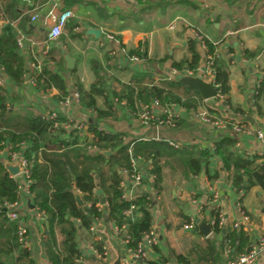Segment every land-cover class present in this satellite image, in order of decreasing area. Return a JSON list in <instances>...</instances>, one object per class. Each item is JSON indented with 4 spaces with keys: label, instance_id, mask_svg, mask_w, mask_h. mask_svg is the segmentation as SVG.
Wrapping results in <instances>:
<instances>
[{
    "label": "crops",
    "instance_id": "crops-1",
    "mask_svg": "<svg viewBox=\"0 0 264 264\" xmlns=\"http://www.w3.org/2000/svg\"><path fill=\"white\" fill-rule=\"evenodd\" d=\"M19 4L22 13L29 15L32 30L29 33L17 30L25 38L22 48L18 50L26 59L27 69L21 83L15 84L8 80L5 89L12 96L7 100L10 109L27 111L34 116H38L45 108L57 109L61 117L82 120L84 131L79 136L86 133L88 140L91 138L87 130L92 124L107 133L120 134L122 142L129 146L139 138L165 141L156 156L161 169L160 188L153 185L154 175H148L151 163H147L145 168L140 166L144 170L141 172L144 176L142 186L138 187L127 179L125 173H121L125 196L132 199L142 190L153 199L151 228L156 234L157 243L156 250L149 249L152 260L165 257L168 258L165 264H178L174 254L186 255L192 264H225L229 259L220 234L211 230L207 236H203L196 224L190 230L183 227L190 217L209 223L212 220V206L207 191L209 184L214 181L209 176L215 172H218L215 182L219 191L218 206L224 217L222 226L232 227V223L240 218V210H243L249 216V223L243 229L252 242L259 235H264V191L261 187L254 185L237 194L224 178L218 156L210 157L205 165L201 164L207 170L205 176L204 171L199 174L190 172L187 157L182 152L185 148L207 147L222 137H233L238 141L237 149L241 154L264 155V92L258 97L254 93L264 76V0H165V3L164 0H148L144 3L137 0H38L32 4L20 0ZM54 4L59 9H72L74 17L69 19L57 39L48 41L42 15ZM34 12L39 13L40 18L31 22L30 15ZM18 20L12 21L11 25L16 26ZM173 21L174 27L170 28L169 24ZM7 23L6 19L0 17V29ZM71 25L74 26L70 29ZM90 27L99 29V37L87 32ZM109 30L127 50L139 48L145 57L131 60L129 55L118 54L113 60L108 55L112 43L104 39L105 32ZM196 35L216 42L214 49L229 66V93L225 96L229 103L217 98L210 99L208 103L211 111L218 116L226 114L228 122L239 123L249 133L236 136L230 125L223 129L201 124L194 116L200 104L194 110L172 104L170 108L178 114V122L173 128L156 123L144 125L132 114L133 111L126 106L123 98L118 102L119 96L112 94L119 93L120 85L127 84L133 76L147 75L155 82L163 80L160 78L171 71L173 61L189 58V39L196 42V49L201 56L199 68H202L206 48ZM45 48L51 52L53 60H44L47 52ZM245 49L259 50V53L247 59L243 57ZM62 50L74 59L75 72L71 70L73 67H67ZM50 60L54 62L51 69L47 67ZM38 62L58 76L45 92L30 82V77L37 72L35 66ZM74 78L85 91L93 85L101 91L94 95L96 109L107 110L110 102L115 104V109L108 115L97 116L94 109L81 106L80 103L62 107L59 100L70 96L74 89ZM224 104L228 109H224ZM257 131L263 133L262 138H257ZM156 137L160 140H156ZM169 140L179 142L180 146H171ZM96 149L94 146L87 147L89 153ZM106 150L110 151L108 155L104 154L106 157L113 153L110 149ZM4 159L7 158L0 151V162ZM93 193L100 196L102 191L95 186ZM75 194L80 197L78 192L74 191ZM30 196L23 199L24 220L28 228V256L27 261H19L18 264H51L42 241L49 222L47 219L46 223H42L32 214L34 205ZM97 205L103 206L104 202ZM95 235L107 246V256L97 259L84 254L86 245L94 239V235L87 228H78L76 241L84 254V264H119L124 259L127 264L130 263L127 249L115 230V223L107 219L106 211L97 220ZM255 264H264V255H260Z\"/></svg>",
    "mask_w": 264,
    "mask_h": 264
},
{
    "label": "trees",
    "instance_id": "trees-1",
    "mask_svg": "<svg viewBox=\"0 0 264 264\" xmlns=\"http://www.w3.org/2000/svg\"><path fill=\"white\" fill-rule=\"evenodd\" d=\"M146 2L148 0H137ZM20 0H0V17L7 20L0 29V65L3 67L8 80L12 83H21L26 74V59L19 53L17 46V30L29 33L32 27L29 25V15L21 11ZM165 3V0H164ZM69 5V3L67 4ZM19 19L16 26L11 22ZM71 25L70 29L72 28ZM206 55L213 53L214 44L204 39ZM189 58L173 61L171 67L179 74L186 71H196L199 67L201 56L196 49V42L192 39L187 41ZM259 50H247L243 57L254 58ZM138 57H145L141 49L127 52ZM52 59L51 52L47 51L45 59ZM61 60L63 58L61 56ZM213 71L216 90L223 96L229 93V66L228 62L220 58H214L210 65ZM72 72H75L73 67ZM33 82L37 89L45 92L51 88L58 78L55 73L42 67L40 72L33 74ZM74 89L79 94V103L86 108L94 109L97 116L108 115L115 109L114 103H108L107 110H98L95 107L94 95L101 93L93 85L85 91L74 78ZM264 92V76L259 82L256 96ZM64 93V92H63ZM118 102L123 98L126 106L136 111L141 104L149 103L157 99L162 108H170L172 104L183 107L186 110H194L202 102L199 93L186 85L181 79H163L153 81L149 76H133L127 84L120 85ZM12 96L5 88L0 87V150L4 147L1 142L9 143L13 151L19 150L21 143H26L23 154L30 162L29 166V192L33 205L44 211L49 222L48 229L44 231L43 244L47 257L51 264H84L81 261L82 252L76 241L78 228H89L96 220L103 217L106 211L107 219L117 226L127 224L130 239L127 247L135 250L137 245L143 242V235L152 227L153 199L148 197L147 192L142 190L132 199L122 197V175L126 173L130 177L134 173L131 166V156L138 159L137 170L143 172L140 166L151 163L148 175L153 174V185L160 188L161 169L156 162V156L165 141L135 139L131 147V155L128 152L129 145L124 144L120 134H110L97 126L89 124L87 133L79 136L77 130H72L65 137L63 129H55L52 123L34 116L27 111H14L7 107V100ZM224 102H228L227 97ZM178 120L175 121V125ZM81 137V139H79ZM236 139L222 137L214 141V149L192 147L183 149L187 157L188 168L192 174H199L207 170L202 165L208 159L218 156L221 168L226 172V181L231 185L234 192L241 193L251 186L258 185L264 191V160L263 156L251 157L239 153L235 147ZM94 146L96 151L89 153L87 147ZM110 149L113 153L106 157L100 152ZM38 152L43 161H38ZM149 159L151 161L149 162ZM202 164V165H201ZM147 172V171H146ZM218 177V172L211 176ZM144 182V179H142ZM98 186L102 194L93 193ZM74 191L80 194L82 204L77 205ZM18 183L4 169L0 162V205L3 202L11 203L18 199ZM101 197L104 205L98 207ZM133 204L139 215L129 219L124 211ZM104 207V210L102 209ZM213 220L212 230L222 236V244L228 253L229 259L245 252L252 242L250 236L243 228H226L218 224L217 212L211 211ZM76 220V222L74 221ZM188 221V220H187ZM195 228V226H194ZM156 250L155 245L152 246ZM28 251L20 247L16 236V224L6 217V211L0 208V264H18L19 261H27ZM178 264H192L186 255L174 254ZM168 258L159 257L158 260L141 259L142 264H165ZM30 262V261H29Z\"/></svg>",
    "mask_w": 264,
    "mask_h": 264
},
{
    "label": "built area",
    "instance_id": "built-area-1",
    "mask_svg": "<svg viewBox=\"0 0 264 264\" xmlns=\"http://www.w3.org/2000/svg\"><path fill=\"white\" fill-rule=\"evenodd\" d=\"M26 3H34L35 1L38 0H24ZM74 17V12L72 9L66 8V9H59V6L54 4L50 8L46 10V12L42 15V20H43V25L47 27L46 30V38L48 41H52L57 39L62 33L63 29L69 22L70 18ZM38 18H40L39 13L34 12L30 15V21L34 22ZM170 28L174 27V21L169 24ZM20 32V31H19ZM197 40L202 44V46L205 47L204 39L202 35H196ZM104 39L107 42L112 43V47L108 51V55L114 60L118 56V54H127L128 50L121 45L119 39L115 36V34L112 31H106L104 34ZM25 38L22 34L18 33L16 42L18 48H22V44L24 42ZM213 44H216V42H212ZM206 48V47H205ZM47 49L45 48V52ZM129 58L131 60H138L139 57L131 54L129 55ZM214 58H219V54L217 50L214 49L213 53L207 54L205 56V62L202 68H199L196 71H186L184 75L187 76H197L200 75L204 81L210 82V84L215 88L216 90V84L214 83V76H213V71L211 68L212 61ZM54 66L53 61H48L47 67L51 69ZM36 71L40 72L42 69V65L38 62V64L35 66ZM177 74L176 69L171 68V71L167 74L162 76L160 79H175ZM30 82H33V77H30ZM8 83V77L6 73L3 70V67L0 65V87L1 88H6ZM259 87V84L256 86L254 93L256 94V90ZM79 97L80 94L76 89H73L70 96H65L60 98L59 104L62 107L68 108L71 107V105H78L79 104ZM44 98V97H43ZM217 98L218 100L224 102L225 96L220 94L216 90V94L214 97L209 98V99H202V102L200 103L199 107L196 109L194 112V116L197 118V120L201 124H208L211 126H214L216 128H223L225 129L226 126L228 125L231 126L233 132L236 134V136L243 134V133H249L250 131L242 127L239 123H232L228 122L226 120L227 115L223 114L222 116H218L217 114L213 113L211 111V106L209 105L208 101L210 99ZM224 109H228V106L226 104L223 105ZM7 107L11 108V106L7 103ZM139 121L140 123L144 125H148L150 123H156L159 125H166L168 127H175V121L178 117V114L173 110V108H162L159 105V102L157 99H152L151 102L146 103V104H141L139 109L136 111H133L132 113ZM41 119L50 121L52 123V127L55 129H63L64 134L68 136L70 131L72 130H77L79 133L83 134L84 131V124L82 120H74L71 117H61L59 114V111L56 109H50V108H45L43 111L40 112L38 115ZM101 129L100 127H98ZM102 130V129H101ZM257 138H262L263 133L261 131L256 132ZM140 139V138H139ZM146 140V139H144ZM156 140H160L159 137H156ZM237 139H236V150L237 149ZM168 143L173 146V147H179L180 143L179 142H174L169 140ZM1 144H4V147L0 150L4 153L5 157L11 161L12 163L17 162L19 164V167L21 171L15 175L11 176L14 178L17 183H18V192H19V197L16 201L7 203L3 202L0 205V208L2 207L6 211V217L14 221L16 224V236H17V241L20 245V247L25 248L26 250L28 249V228H27V223H25L24 220V201L23 199L26 196H30L29 192V166L30 162L27 158H25L23 154V148L27 146L26 143H21L19 145V150L18 151H13L12 147L9 143L1 142ZM130 144L128 148V152L131 155V146ZM206 148H209L210 150L214 149V145L210 144ZM239 152V151H238ZM240 153V152H239ZM243 155L251 157L253 155H249L247 153H243ZM258 156H263L261 160H264V155L260 154H255ZM38 161H40V153L38 152ZM131 166L133 168L134 173L130 177L132 181L139 187L142 186V179H143V174L137 170V158H133L131 156ZM126 175V173H125ZM227 173L224 172V178L226 177ZM129 179V177L127 178ZM211 179V178H210ZM214 180V181H213ZM212 181L209 186H208V195H209V201L211 203L213 211L217 212V218H218V224L219 225H224V217L222 210L218 206V200H219V191L218 188L215 184L217 181V178L214 179L212 178ZM94 190V189H93ZM122 197L124 199H131L125 196V194H122ZM29 203V202H28ZM27 203V204H28ZM98 207H101L98 205ZM136 206L131 204L128 209L124 211V214L126 217H129V219H134L135 216L139 215V212L136 211ZM32 214L38 218L39 220L42 221V223H46L47 217L44 211L39 210L37 207L33 206ZM97 220L96 219L88 228V230L94 235V239L90 241L84 250V254L91 255L97 259H103L107 256V246L105 243L101 241V239L95 235V226L97 225ZM247 223H249V216L246 212L243 210H240V218L237 221H234L232 223V227L235 229L243 228ZM210 224L212 226L213 220L210 221ZM195 226V220L193 217H190L188 219L187 223H184L183 227L185 229H192ZM48 227V226H47ZM115 230L117 234L121 237V240L123 244L125 245L127 249V253L129 255L130 263L128 264H142L140 262L141 259H151L149 257V251L152 249V246H154L157 243V238L156 234L154 233L153 229L150 228L148 232H145L143 235V242L139 243L136 247L135 250H132L130 247H127V243L130 239V236L127 231V224L123 223L120 226H117L115 224ZM150 249V250H149ZM28 251V250H27ZM84 254L81 256V261H83ZM264 255V235L261 234L259 235L254 242H252L249 246V249L246 250L243 253H240L236 255L232 259H228L225 264H255L256 259L260 256ZM119 264H127V261L121 260Z\"/></svg>",
    "mask_w": 264,
    "mask_h": 264
},
{
    "label": "water",
    "instance_id": "water-1",
    "mask_svg": "<svg viewBox=\"0 0 264 264\" xmlns=\"http://www.w3.org/2000/svg\"><path fill=\"white\" fill-rule=\"evenodd\" d=\"M87 32L89 34L94 35L95 37H99V34H100L99 29H95L92 27L88 28ZM62 53H63V58L66 62L67 67L72 68L73 63H74V59L72 57H70L67 53H65L64 50H62ZM176 78L181 79L184 83H186V85L195 89L199 93V95L202 99L212 98L216 94V90L210 84V82L204 81L200 75L192 77V76H187L184 74H177ZM101 153L108 155L110 153V151L109 150H102ZM2 163H3V167H4L5 171L11 176H15L21 171L19 164L17 162L12 163L8 159H4L2 161ZM103 200L104 199L101 198V201H100L101 204H103V202H104ZM75 201L78 205L82 204L81 199H80L78 194H75ZM195 224L198 228L199 233H201L203 236H207L212 230L211 224L205 220L196 218Z\"/></svg>",
    "mask_w": 264,
    "mask_h": 264
},
{
    "label": "rangeland",
    "instance_id": "rangeland-1",
    "mask_svg": "<svg viewBox=\"0 0 264 264\" xmlns=\"http://www.w3.org/2000/svg\"><path fill=\"white\" fill-rule=\"evenodd\" d=\"M137 164H138V159H137ZM141 172V171H140Z\"/></svg>",
    "mask_w": 264,
    "mask_h": 264
}]
</instances>
